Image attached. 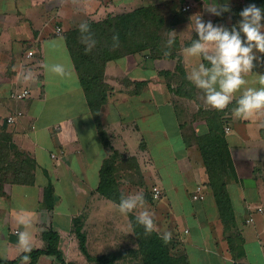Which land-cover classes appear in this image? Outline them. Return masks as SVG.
I'll use <instances>...</instances> for the list:
<instances>
[{"label": "crops", "instance_id": "obj_1", "mask_svg": "<svg viewBox=\"0 0 264 264\" xmlns=\"http://www.w3.org/2000/svg\"><path fill=\"white\" fill-rule=\"evenodd\" d=\"M253 3L264 8V0H0V146L12 144L36 164L34 184L0 179L2 264L25 254L18 247L25 230L17 220L21 212L31 214L32 252L48 246L43 234L53 229L68 264H98L102 257L146 264L137 235L143 226L135 219L144 209L122 214L119 203L99 192L103 164L115 153L118 190L144 195L153 230L170 255L184 256L188 264H264V113L234 117V102L224 111L210 108L188 79L206 62L184 51L198 39L190 28L197 15L231 29ZM186 5L191 9L183 11ZM219 6L231 11L213 15ZM149 7L164 18L165 37L174 43L157 59L138 52L105 64L108 99L97 108L103 136L67 38L81 23ZM53 64L65 65L71 75L47 71ZM254 65L245 78L258 89L264 87V60ZM24 90L28 97H13ZM215 119L222 121L234 167L226 179L234 223L221 215L199 145ZM50 183L52 210L43 201ZM154 189L161 191L158 198ZM198 194L203 198L195 200ZM29 264L61 263L41 255L30 256Z\"/></svg>", "mask_w": 264, "mask_h": 264}, {"label": "trees", "instance_id": "obj_2", "mask_svg": "<svg viewBox=\"0 0 264 264\" xmlns=\"http://www.w3.org/2000/svg\"><path fill=\"white\" fill-rule=\"evenodd\" d=\"M164 23V18L153 7L109 17L99 23H89L91 35L96 44L87 53L80 30L69 33L67 42L70 53L77 65L81 85L89 98L95 120L97 124L99 123L101 135L104 136V133L100 125L101 118L97 108L105 105L108 99V87L103 83V67L111 60L138 52L149 55L151 59H157L164 55L168 49L166 37L160 35V31L165 30ZM151 32H158L156 38L150 37ZM158 34L161 36V40ZM100 35L105 39H101ZM114 37H118V39H114ZM164 42L166 45L163 44ZM183 77L185 79V75ZM209 124L210 131L199 138L201 153L221 215L225 220L234 223V212L226 187L228 171L233 172L234 170L233 162L222 121L215 119L211 120ZM0 150V173H3L0 179L12 183L34 184L35 161L27 154L20 152L12 144L2 145ZM115 154L107 158L103 164L99 192L106 198L119 203L122 194L118 190L114 178ZM12 157L13 159H10ZM43 201L48 210L54 208V188L51 183L43 187ZM137 235L140 238V246L146 264H188L184 256L176 258L170 255L167 246L154 230L149 233L143 227L137 230ZM43 237L48 242V246L44 250L31 251L30 256L33 258H38L41 255L55 256L61 264H68L58 249V234L53 229H49L43 234ZM236 240L238 241V239ZM82 248L85 251L83 241ZM22 257L10 261L9 264L18 263ZM2 263L5 261L0 259V264ZM98 264H114V262L109 258L102 257L98 260Z\"/></svg>", "mask_w": 264, "mask_h": 264}, {"label": "clouds", "instance_id": "obj_3", "mask_svg": "<svg viewBox=\"0 0 264 264\" xmlns=\"http://www.w3.org/2000/svg\"><path fill=\"white\" fill-rule=\"evenodd\" d=\"M210 11L213 15L220 16L231 9L228 6H219L215 11ZM239 15V23L231 29L214 24L211 20L205 23L197 15L198 18L194 23L192 21L190 28H194L198 39H194L191 46L184 51L186 55L201 57L206 62L194 68L188 75L189 81L203 92L205 103L212 109L224 111L234 102L235 107L232 108L231 114L241 119H249L264 113V87H248V80L245 78L249 73H253L254 62L264 60V57L256 55L264 54V8L253 3L245 7ZM79 30L86 46L85 52H90L96 44L90 26L86 22L81 23ZM173 43L170 38L167 41L168 47ZM45 67L47 71L61 78L71 75L70 69L63 64ZM23 79H31V74L23 76ZM260 83L264 85V75H260ZM144 204V195L134 193L122 195L118 208L122 214L144 209L138 212L135 219L150 233L154 228V214L144 208ZM17 220L25 229L18 233V247L25 253L22 264H29L32 251L31 234L28 230L32 226L31 214L21 212Z\"/></svg>", "mask_w": 264, "mask_h": 264}, {"label": "built area", "instance_id": "obj_4", "mask_svg": "<svg viewBox=\"0 0 264 264\" xmlns=\"http://www.w3.org/2000/svg\"><path fill=\"white\" fill-rule=\"evenodd\" d=\"M189 9H191V6H190V5H186V6L183 8V11H188ZM33 56H34V52H29L28 55H27L28 58H29V57H33ZM29 95H30V90H24V91H21L20 93L15 94L13 97L16 98V99H23V98L28 97ZM14 120H15V119H14L13 117H10V118L8 119V122H9V123H12V122H14ZM198 190H199V189H198ZM154 192H155V197H156V198H158V197L160 196V194H161V191L158 190V189H154ZM202 198H203V197H202L200 194L194 196V199H195V200L202 199ZM16 233H17V232H16Z\"/></svg>", "mask_w": 264, "mask_h": 264}, {"label": "rangeland", "instance_id": "obj_5", "mask_svg": "<svg viewBox=\"0 0 264 264\" xmlns=\"http://www.w3.org/2000/svg\"><path fill=\"white\" fill-rule=\"evenodd\" d=\"M157 33H158V32H157ZM157 33H153V32H151L150 37H152V39L156 38ZM98 35H99V34H98ZM158 35H159V34H158ZM160 35H161V36L164 35V37H165V31H164V30H161V31H160ZM160 35H159V38H160V40H161V36H160ZM100 38H101V39H105V37H103V36H101V35H100ZM0 151H1V150H0ZM234 241H235V239H234V240L231 239V243H230V244L235 246L236 243H234ZM236 242H237V240H236ZM240 242H241V240L238 239V243H240Z\"/></svg>", "mask_w": 264, "mask_h": 264}]
</instances>
